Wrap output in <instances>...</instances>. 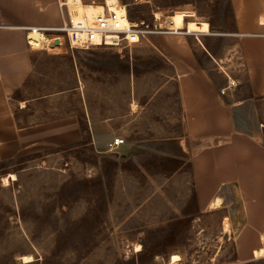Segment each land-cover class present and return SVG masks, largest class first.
I'll use <instances>...</instances> for the list:
<instances>
[{"label":"rangeland","instance_id":"1","mask_svg":"<svg viewBox=\"0 0 264 264\" xmlns=\"http://www.w3.org/2000/svg\"><path fill=\"white\" fill-rule=\"evenodd\" d=\"M122 1L146 31L130 48L51 47L39 30L28 36L32 71L13 94L14 114L22 125L75 117L80 139L0 163V264H264L237 257L231 195L215 209L196 198L177 85L184 42L218 87L225 73L236 80L232 100L242 67L228 0ZM175 10L193 11L209 32H170L163 16ZM201 43L221 60L202 58ZM246 112L264 140V110ZM114 137L124 143L109 150Z\"/></svg>","mask_w":264,"mask_h":264},{"label":"crops","instance_id":"2","mask_svg":"<svg viewBox=\"0 0 264 264\" xmlns=\"http://www.w3.org/2000/svg\"><path fill=\"white\" fill-rule=\"evenodd\" d=\"M228 3L233 20L231 52L238 54L242 67V82L236 91L239 94L246 88L247 94L237 97L235 91L232 100L220 94V87L197 53L184 42L180 44L184 64L177 85L196 198L208 209L217 196L222 198L221 205L223 196L233 197L239 212L234 217L238 226L236 253L244 261L263 243L260 236L264 234V140L246 112L264 110V0ZM163 19L167 30L178 32L168 29ZM61 24L58 0H0V163L22 152L80 139L75 117L22 125L11 103L32 71L34 51L28 36L38 30L28 29L57 28ZM43 33L50 39L55 36L52 30ZM197 50L209 62L221 60L202 43ZM34 146L44 148L32 150Z\"/></svg>","mask_w":264,"mask_h":264},{"label":"built area","instance_id":"3","mask_svg":"<svg viewBox=\"0 0 264 264\" xmlns=\"http://www.w3.org/2000/svg\"><path fill=\"white\" fill-rule=\"evenodd\" d=\"M82 16L74 20L71 16L66 0H58L62 13V24L57 28H37L42 33L55 32L53 40H59L58 45L68 43L70 49L89 50L98 47H110L121 51L141 42L146 31L143 21H135L130 15L127 4L122 0H79ZM226 85L219 89L220 94L227 95V91L237 85L236 80L225 73ZM124 143L121 137H114L108 143L109 150H116Z\"/></svg>","mask_w":264,"mask_h":264},{"label":"bare ground","instance_id":"4","mask_svg":"<svg viewBox=\"0 0 264 264\" xmlns=\"http://www.w3.org/2000/svg\"><path fill=\"white\" fill-rule=\"evenodd\" d=\"M111 1H114V0H111ZM66 3H67V6L69 8V11L73 19L74 20L80 19L82 16V7L80 5V1L79 0H66ZM154 16L157 20L161 18L160 12H154ZM194 16L195 14L193 13V11H186V10L178 11L177 10L171 14H165L164 18L167 24V28L170 29L171 31H179L180 29H184L185 32L194 33V34L209 32V24L205 21L196 20ZM26 38H27V35H26ZM55 45H58V44L55 43V41L52 39L50 42V46L53 47ZM8 177L11 178L12 180H15L16 174L9 173ZM4 181L6 182L7 180L4 179ZM221 201H222L221 197H218V196L215 197L209 204V208L210 209L218 208L221 205ZM226 227L230 228V225L227 224ZM260 239H261V242H263V245L259 246L253 251V256L255 258L264 257V234H261ZM136 247H138V245ZM22 260L23 262H30L33 260V256L31 254L23 255Z\"/></svg>","mask_w":264,"mask_h":264},{"label":"water","instance_id":"5","mask_svg":"<svg viewBox=\"0 0 264 264\" xmlns=\"http://www.w3.org/2000/svg\"><path fill=\"white\" fill-rule=\"evenodd\" d=\"M55 43H57V44H58V43H59V40H58V39H56V40H55Z\"/></svg>","mask_w":264,"mask_h":264}]
</instances>
